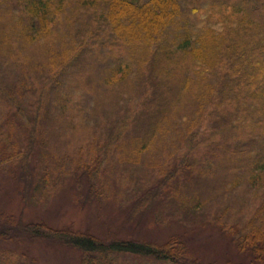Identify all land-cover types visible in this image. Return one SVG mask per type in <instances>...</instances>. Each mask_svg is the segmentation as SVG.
<instances>
[{
    "label": "trees",
    "instance_id": "trees-1",
    "mask_svg": "<svg viewBox=\"0 0 264 264\" xmlns=\"http://www.w3.org/2000/svg\"><path fill=\"white\" fill-rule=\"evenodd\" d=\"M0 175L23 205L67 188L83 209L120 187L125 223L214 227L264 264V0H0ZM18 240L78 264H211L178 236L1 214L0 264H37L1 247Z\"/></svg>",
    "mask_w": 264,
    "mask_h": 264
},
{
    "label": "rangeland",
    "instance_id": "rangeland-1",
    "mask_svg": "<svg viewBox=\"0 0 264 264\" xmlns=\"http://www.w3.org/2000/svg\"><path fill=\"white\" fill-rule=\"evenodd\" d=\"M18 186L9 176L0 175V215L22 216L24 221H42L56 229L69 228L88 232L103 240L112 238L138 239L163 243L170 237L178 236L188 246L191 253L211 264H250L249 258L240 256L232 243L214 227H184L176 222L167 223L166 218L148 214L142 223L127 224L123 212L119 210L122 193L120 187L114 189L111 200L101 205H91L81 209L73 199V191L64 189L57 192L44 204L20 202ZM125 197V196H124ZM1 245V244H0ZM9 249L25 252L37 264H78L79 255L71 248L56 242L14 241L4 244Z\"/></svg>",
    "mask_w": 264,
    "mask_h": 264
}]
</instances>
